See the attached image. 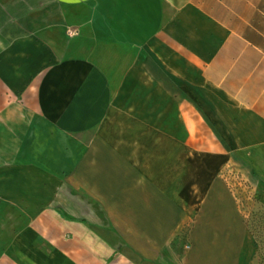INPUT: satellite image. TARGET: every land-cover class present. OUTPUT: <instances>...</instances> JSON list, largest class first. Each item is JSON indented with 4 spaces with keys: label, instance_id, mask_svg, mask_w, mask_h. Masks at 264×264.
<instances>
[{
    "label": "crops",
    "instance_id": "1",
    "mask_svg": "<svg viewBox=\"0 0 264 264\" xmlns=\"http://www.w3.org/2000/svg\"><path fill=\"white\" fill-rule=\"evenodd\" d=\"M223 166L264 200V0H0V264H247Z\"/></svg>",
    "mask_w": 264,
    "mask_h": 264
},
{
    "label": "rangeland",
    "instance_id": "2",
    "mask_svg": "<svg viewBox=\"0 0 264 264\" xmlns=\"http://www.w3.org/2000/svg\"><path fill=\"white\" fill-rule=\"evenodd\" d=\"M205 181H207V184L212 183L214 188H231L233 190L237 202V219L245 228L251 242L249 256L245 259L247 264H257V260H255L257 248L253 234L258 238H264V200L256 195L254 188L243 177L241 168H237V166L234 168L223 166L211 181L203 178V186L206 185ZM190 249L185 247L184 250L187 253ZM209 260L212 263L214 258L211 256ZM199 264H206V261L203 263L199 259Z\"/></svg>",
    "mask_w": 264,
    "mask_h": 264
},
{
    "label": "trees",
    "instance_id": "3",
    "mask_svg": "<svg viewBox=\"0 0 264 264\" xmlns=\"http://www.w3.org/2000/svg\"><path fill=\"white\" fill-rule=\"evenodd\" d=\"M256 241L257 254L255 255V260L257 264H264V238H258L253 234Z\"/></svg>",
    "mask_w": 264,
    "mask_h": 264
},
{
    "label": "built area",
    "instance_id": "4",
    "mask_svg": "<svg viewBox=\"0 0 264 264\" xmlns=\"http://www.w3.org/2000/svg\"><path fill=\"white\" fill-rule=\"evenodd\" d=\"M70 34L72 35V34H74V32H73V31H70ZM186 248H187V249H189V248H190V246H189V245H187V246H186Z\"/></svg>",
    "mask_w": 264,
    "mask_h": 264
}]
</instances>
